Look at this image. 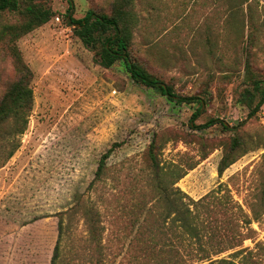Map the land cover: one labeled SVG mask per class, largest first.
<instances>
[{"label":"rangeland","instance_id":"rangeland-1","mask_svg":"<svg viewBox=\"0 0 264 264\" xmlns=\"http://www.w3.org/2000/svg\"><path fill=\"white\" fill-rule=\"evenodd\" d=\"M18 1L17 10L0 9V99L19 75L16 46L33 71L34 103L20 147L0 166V264H51L60 223L57 264H128L138 253L129 243L140 244L133 226L155 195L151 148L167 167L164 182L172 164L185 173L169 190L199 199L222 184L219 195L241 208L235 224L234 212L210 202L213 216L247 233L219 256L245 247L250 264H264V102L253 111L264 87V0H131L132 58L176 94L202 98L193 120L198 103L168 100L120 60L100 65L102 43L93 51L75 34L68 0ZM72 1L78 19L111 15L116 0ZM30 4L51 17L16 38L10 28L26 21ZM211 118L230 128L199 127ZM7 145L0 140V157ZM224 154L235 161L220 174Z\"/></svg>","mask_w":264,"mask_h":264},{"label":"trees","instance_id":"trees-1","mask_svg":"<svg viewBox=\"0 0 264 264\" xmlns=\"http://www.w3.org/2000/svg\"><path fill=\"white\" fill-rule=\"evenodd\" d=\"M68 2L66 20L74 26L75 34L84 45L95 51L98 43H102V47L96 51L98 56L96 61L100 65L109 67L118 60L122 61L133 79L146 86L157 88L168 100L175 103H198L199 106L193 113L192 120L199 115L203 106L201 97L176 94L169 84L151 75L138 61L132 58L130 49L132 37L128 26L131 0H116L115 9L111 15L88 10L82 18L78 19L69 16L73 8V1L68 0ZM6 8L17 10L19 1L0 0V9ZM25 13L26 21L10 28L16 38L48 22L51 17L50 10L36 4L28 5ZM14 58L19 72L18 78L8 86L4 96L0 99V132L4 128L0 140L8 144V151L0 157V166H3L20 147L19 136L27 129L34 103L31 86L33 71L23 61L16 46L14 47ZM263 102L264 87L260 100L253 111L257 110ZM217 122H220L225 129L230 128L219 118H211L199 127H208ZM152 149H150L149 157L153 172L151 185L155 195L148 200V204L142 212L141 221L133 226H136L135 236H139L140 244L139 248H136V245L131 247V242L129 243L128 249L131 248L132 251L136 250L138 253L128 260V264H250L247 254H245L247 251L245 247L232 251L228 256H219L229 249L241 246L244 236H247V233L239 230L238 227H227L217 215L213 216L212 208L215 205L210 204L213 200L225 206L228 213L229 210L234 212L231 216L235 220V224L238 219L236 217L238 216L237 209H241L235 204L230 194L219 195L222 184L214 193L199 199H194L178 186L169 190V183L175 185L185 173L178 165L172 164L171 171L168 173L173 179L171 182L170 180L164 182L163 176L167 174L165 171L167 167L160 164ZM112 150L113 148H110L102 155L91 184L101 181V177L107 169L106 160ZM234 161L235 159L231 158L229 154H224L219 163L218 172L222 174ZM89 213V210L84 208L83 214L89 215ZM93 218L94 222L91 224L95 236L101 229V225L97 217ZM62 234L63 229L60 223L59 238L51 264H57Z\"/></svg>","mask_w":264,"mask_h":264},{"label":"built area","instance_id":"built-area-1","mask_svg":"<svg viewBox=\"0 0 264 264\" xmlns=\"http://www.w3.org/2000/svg\"><path fill=\"white\" fill-rule=\"evenodd\" d=\"M56 19L59 20V16H57Z\"/></svg>","mask_w":264,"mask_h":264},{"label":"water","instance_id":"water-1","mask_svg":"<svg viewBox=\"0 0 264 264\" xmlns=\"http://www.w3.org/2000/svg\"><path fill=\"white\" fill-rule=\"evenodd\" d=\"M70 16V15H69Z\"/></svg>","mask_w":264,"mask_h":264}]
</instances>
